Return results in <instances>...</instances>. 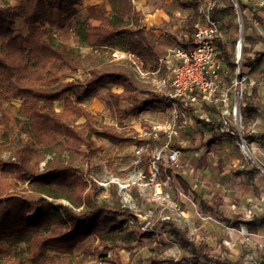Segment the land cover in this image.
Wrapping results in <instances>:
<instances>
[{
  "label": "trees",
  "instance_id": "obj_1",
  "mask_svg": "<svg viewBox=\"0 0 264 264\" xmlns=\"http://www.w3.org/2000/svg\"><path fill=\"white\" fill-rule=\"evenodd\" d=\"M82 1L22 0L16 6L0 5V264H89L96 253L105 264H123L119 252L133 250L135 242H145L158 254L180 244L191 264H244L242 257L233 261L222 256L225 234L214 235L220 249L216 252L204 231L196 241L188 238L171 211L169 220H162L159 209H154L157 219L151 229L161 234L142 233L135 211L124 206L116 184L110 185L111 198L99 199L98 183L87 176L89 165L101 156L97 141L107 140L118 151L142 145L138 134L131 135L124 122L167 100L163 93L151 89L150 83L138 79L126 63L112 60V52L121 50L136 54L149 69L158 65L147 42L143 15L133 0H102L87 7L83 15ZM208 1L175 0L166 7L171 14L179 9L189 12L182 21L180 36H173L172 46L192 48L196 24ZM221 4L214 9L216 17H238L231 1ZM250 8L256 15L255 7ZM71 22L74 24L69 26ZM225 24V32L229 33ZM243 26L245 41L252 40L251 33H246L244 13ZM69 30L90 49L87 54L59 41L60 35ZM228 37L216 42V58L234 73L237 63L229 45L235 40ZM259 54L244 59L243 68L253 69L260 64L263 58ZM113 86L124 88L121 94H107V109L115 124H101L84 103L98 91ZM56 103L62 104L60 111ZM164 106L172 107L170 103ZM177 106L191 119L193 127L179 128L180 138L189 137L187 146L177 141L172 146L182 152L179 164L184 168L190 162V167L201 171V175L195 181L174 164L160 162L159 182L164 184L168 178L170 183L176 181L180 192L175 201L181 211L187 210L182 193L193 197L202 213L211 215L223 227L239 229L245 225L254 230L257 225L242 213L233 218L226 215L222 194L241 176L251 180L255 176L264 178V174L243 155L237 141L228 137L250 167L240 171L231 165L230 154L225 152L227 136L215 131L218 107L192 105L180 99ZM241 110L243 138L250 147L257 142L264 147V129L256 125L255 132L251 127L259 107L248 91ZM203 113L211 119H202ZM204 147L215 157L195 156ZM5 152L9 153L6 159ZM151 160L144 154L140 162L146 166L147 178ZM196 184L198 189L194 190ZM135 196L140 204L136 187ZM128 221L132 227L124 228ZM92 236L98 240L97 246L90 244L79 253ZM110 250L114 258H108ZM150 263L164 264L156 258Z\"/></svg>",
  "mask_w": 264,
  "mask_h": 264
},
{
  "label": "built area",
  "instance_id": "obj_2",
  "mask_svg": "<svg viewBox=\"0 0 264 264\" xmlns=\"http://www.w3.org/2000/svg\"><path fill=\"white\" fill-rule=\"evenodd\" d=\"M231 1L236 9L238 15L240 37L236 46L235 61L241 66L244 60L243 46L244 40V26H243V13L241 4L244 3L249 6H254L257 9L264 10V0H227ZM222 3V0H209L205 7L201 10V19L196 24V30L193 34V44L191 49H186L181 46H175L170 53V57L176 61L172 69V77L160 79L157 85L159 90L163 93L164 98L172 105V113L170 122L157 124L152 123L151 126L142 129L139 132L137 139L142 143V147L152 144L158 150L155 155H150L145 152L141 147V156L148 154L152 157L151 162L147 166V173L149 178L142 174V179H147L149 185L154 188V196L163 198L165 205L159 208V217L162 220H169L171 211L174 215L175 221L184 228L189 221V212L181 211L180 207L169 194L159 193L158 186L163 189L169 188L171 183L168 180L161 184L158 180L160 169L158 163L161 162V155L164 151H169V164H174L179 169H182L183 174H195L196 170L187 165L182 167L179 164L182 152L178 148H173L172 144L177 141L178 145L183 143L180 140L181 129L193 127V122L187 117L185 112L178 109L177 100H183L192 105L197 104H210L218 107L219 109V124L215 126V131L225 134L237 141V146L245 157L252 158L251 147L243 138V114L241 110V102L243 94L245 93L244 84L247 82L248 77L242 73L241 68L238 66L234 78L229 84H225L228 72L225 70V65L216 58V42L223 39L222 21L219 17L214 15V9L217 3ZM73 34V31L70 30ZM113 61H121L126 63L133 73L141 80L147 79L150 73L145 71V64L134 53L128 51L114 50L112 52ZM224 72V73H222ZM179 120L180 123H179ZM179 123V126H178ZM164 135L161 137V135ZM210 152L208 148L204 147L200 152L195 153V156L201 157L208 155ZM142 158V157H141ZM258 169L264 174V165L258 163ZM123 194L131 191L133 184L115 182ZM197 189V186L194 187ZM181 197H188L181 193ZM124 204V203H123ZM125 207H127L124 204ZM195 215L203 221L213 220L210 216H205L201 213L197 206L193 203ZM129 208V207H128ZM152 212V211H151ZM136 213V212H135ZM251 213V212H250ZM143 215L146 223L140 226L142 233L153 231L157 235L161 234L151 227L155 223V214ZM133 223L128 221L124 224V228L132 227ZM227 243V242H226ZM228 244V243H227Z\"/></svg>",
  "mask_w": 264,
  "mask_h": 264
},
{
  "label": "rangeland",
  "instance_id": "obj_3",
  "mask_svg": "<svg viewBox=\"0 0 264 264\" xmlns=\"http://www.w3.org/2000/svg\"><path fill=\"white\" fill-rule=\"evenodd\" d=\"M20 1L22 0H0V5L8 4L10 6H16V4H18ZM142 2L147 3V6L145 7V9L148 13L152 12V9L154 8V6L158 7L160 5H164L162 0H143ZM226 4H227V1L223 0L221 7ZM241 7L243 10L245 22L247 25L246 33L249 34L250 32L251 33L250 35H252V38H253L250 41L246 40L244 43V46H243V52L245 54L244 59L249 58V57L256 58L257 54L260 53L259 56L261 55V57L263 58L262 59L263 61L260 62V64H258L253 69H250V68L248 69L245 67L243 68L242 66L243 62H242L241 66L237 64L236 70L239 66L241 68L242 73H244L248 77L247 82L244 84L245 93L243 94L242 100L245 99L246 92L248 91L250 95H252L253 103L259 107V111H260L259 114L262 115L264 114V10H260L255 7L257 14L254 15L249 5L242 3ZM177 12L180 13L178 14L179 16H173L172 18H170V22H169L170 27L168 26V30H171L173 26H175L178 23V20L184 17L183 13L179 11ZM218 17L221 19L222 24H223L222 26L223 39L229 40L228 36H231V38L235 40V41H231L230 42L231 44L229 45V48L235 57V53L237 49L236 46H237L238 39L240 37V32H239L240 26L238 23V17L235 20L231 19L230 16H226V17L218 16ZM73 24L74 23L71 22L69 26H72ZM224 24L228 28L229 33L225 32ZM236 27H238L237 31L235 30ZM59 41H62L63 43H67L69 45L72 44L73 46L71 47H75L79 49L83 54H87L90 51L89 48L85 46L83 47L79 43L78 39L72 33H70V30L66 31L65 35L61 34L59 37ZM173 48L174 47H172V49ZM225 70L228 72V76L226 78V82L228 84V82L234 78L236 70L234 71V73L232 72V70H229L226 67H225ZM81 76L82 75H80V77ZM164 76L170 79L172 77V70L166 71V75L164 74ZM151 87H152L151 89H153L155 92L162 93L159 90L158 85L152 83ZM106 101H107V91L103 90V91H100L99 93H96L95 96H93V98H91L90 101L86 105L89 108V110L93 112V114L97 115L99 122L101 124H105V125L115 124L108 112ZM167 103H168L167 101L163 102L164 105ZM161 104H157L159 106L156 105L152 107L147 112L143 113L140 117L130 120L131 121L130 123L127 122V125L129 128L127 130L135 131V128L140 129V124L142 125V129H144L146 127L151 126L152 123L163 124V123L170 122L171 116H172L171 115L172 108L161 105ZM14 105L17 108L20 107V104L18 101H15ZM61 107H62L61 104L56 103L57 110H60ZM252 129H254V131L256 132V128L254 126L252 127ZM188 144H189V141H186V145ZM141 147L142 145L136 144L135 146L122 152V151H118V149L115 148V146H113L112 144L109 146H106V148L105 146H101L102 152H101L100 159L89 165L87 176H92V178L95 179V181H97L100 184L101 190L99 191V195H98L99 199L111 198L110 185L108 183H115V182H118L120 184H122V182L125 184L134 183V185L132 186L133 188H131V191L126 192V194H123V197H124L123 203L127 207L135 211L137 214L141 213L145 215H150V214H155V210H154L155 208L159 209L161 206L165 205L166 203L164 202L163 198L155 197L154 196L155 192L153 189L154 187L152 185H149L147 179H142L141 175L142 174L145 175L144 172H145L146 166H142L140 164L141 157H142L140 154ZM252 147L253 145L251 146V155H252L251 160L254 162L256 159L254 157V150ZM142 148L145 150L146 153L150 155H155L158 152V150L152 144L145 145V147H142ZM169 156H170V152L167 150L164 151L161 155V162H163L165 165H169ZM3 157L5 159L8 158L9 153L5 152L3 154ZM247 159H250V158L247 157ZM261 160L264 163V157H261ZM234 165L240 166V162L235 161ZM135 187L138 188V191L140 192V195H141L140 204L138 203V198L135 196ZM243 190H244L243 181L241 180L238 183H234L232 188L224 191L223 197L225 199L226 205L228 206L227 207L228 209H235V206H232V205L235 204L238 201V199L241 200ZM177 192H180V187L178 186L176 181H172L171 186L169 188L162 190V193L169 194L173 200H175V195ZM159 195H162V194H159ZM209 195L212 196L211 193ZM182 198L185 201L186 207L193 211L194 209L193 197L188 196V197H182ZM197 208L202 213L200 207H197ZM246 209H247V206L244 205L242 210L240 211H245L246 213L247 212ZM155 218H156V214H155ZM188 229H189L188 230L189 235H191V237H195L200 230L198 225L194 222L188 226ZM229 233L230 235L232 233H235L233 235V241L231 242L229 241L228 244L225 243V245L229 247V249H232L234 247L233 246L234 243H241L244 245V247H247L246 252L250 251L249 249L251 246L247 242V239L244 238L242 231H239L238 233L236 231L234 232L231 229H229ZM135 243H136L135 248H139L143 246V243H140V242H135ZM259 243L260 242L255 243V248L253 247L252 249L254 250L253 252L255 254L254 256L252 255V251L246 254L245 257H246L247 264H255V262H257L256 264L262 263L259 260V255L263 247H261ZM262 243L263 241H261V244ZM89 244H94L97 246L98 240L94 236H92L83 246L79 248L78 252L79 253L84 252ZM235 248H239V247L236 246ZM102 250L103 249H100V251ZM131 252H132L131 250L130 251L126 250V251H123V253L122 252L121 253L123 257L127 258V256H130L129 253ZM233 253L238 254L239 251L233 250ZM250 256H253L254 258L253 261L249 260ZM103 260L104 259H102L98 253H96L92 257V260L90 261L89 264H105V261ZM262 264H264V262Z\"/></svg>",
  "mask_w": 264,
  "mask_h": 264
},
{
  "label": "crops",
  "instance_id": "obj_4",
  "mask_svg": "<svg viewBox=\"0 0 264 264\" xmlns=\"http://www.w3.org/2000/svg\"><path fill=\"white\" fill-rule=\"evenodd\" d=\"M142 1L143 0H133V4L135 5L137 11L141 12L143 15L142 25H143L144 30H145V35L147 38L148 45H149V47H151L152 51L156 54V57L158 59V63H157L158 65L155 66L154 69L153 68L149 69L145 65V71L147 73H150V75L147 77V79H143L142 81H145V83H148V84L154 83L157 85V83H158V81H160V79L167 78L164 76V74L166 75V71L172 70L174 65L176 64V61L174 59H170L171 58L170 53H171L172 47H174V46H172L171 41H173V36H177V37L180 36L182 21L185 18L186 14H188L189 12L188 11L184 12L183 10H180V9L177 10V11L183 13L184 17H182L180 20H178V23L175 26H173V28L171 30H168V26L170 27V25H169L170 18H172L173 16H179L178 14H180L177 11H174L171 14L166 9V7L167 6L170 7L171 3L175 0H162L164 5H160L158 7L154 6L151 13H148L146 11L145 7L147 6V3H143ZM101 2H102V0H83L82 5L80 7V12L83 15V13L87 7L100 4ZM65 34L66 33H64V35ZM64 44L69 45L67 43H64ZM69 46H73V45L71 44ZM162 72H164V73H162ZM223 82L225 84H227V82L225 80H223ZM229 83H230V81L228 82V84ZM103 90L107 91V94H108V92H112L115 94H121V93H123L124 88L121 86H113L111 88L102 89L100 91H103ZM100 91H98L97 93H99ZM90 99L84 103V107H86L89 112L93 113L92 111L89 110V108L86 105L90 101ZM59 104H61V103H59ZM156 105L157 104H155V106ZM157 106H159V105H157ZM61 109H62V107H61ZM60 110H58V111H60ZM257 116L258 117H257L256 121L254 122V124L251 127H253V126L255 127L257 125V128L264 129V114H262V115L259 114ZM201 118L206 119V121H209L211 119L209 114H204V113L201 115ZM132 119H136V118H129L124 122L126 130L129 129L127 122L130 123L131 122L130 120H132ZM81 122H83V120ZM194 129H195V127H194ZM141 130H142V125L140 124V129L135 128V131H132L130 134L133 135L134 134L133 132H135L139 135V132ZM138 135H137V137H138ZM227 139L228 140H227L225 152H226V155L230 154L231 165L235 169L240 170V171L245 170V169L248 170V167H250V164H248L245 160H243L240 156V153L234 148V140L229 139L228 137H227ZM180 140L183 143L182 147H185V146H187L186 141H189V137H185V138L181 137ZM97 144L99 145V147L105 146V148H106V146L111 145V143L109 141L104 140V139L98 140ZM252 145H253L252 148L254 150V157L256 159L254 161V163L256 162L255 164H258V163L264 164L263 161L261 160V157H264V147L258 142L254 143ZM127 149H129V148H127ZM127 149H125V150H127ZM125 150H123V151H125ZM206 156L207 157H215V154H214V152H210ZM235 161H239L240 166H235L234 165ZM189 164H190V162L187 163V165H189ZM189 166H191V165H189ZM194 169L196 170L195 174L187 173L184 175H186L190 178H193L195 181H197L200 178L201 171L198 172V170L195 167H194ZM241 180L243 181V187H244V190H243L242 196H241V200L238 199V201L232 205V206H235V209H228L227 208L228 206L226 205L225 199L223 197L224 202H225L224 211H225L226 215L231 217V218H233V216L236 213H242L247 221L252 222L254 225H257V227L254 230H251L248 226H245V225L240 226L239 229L238 228H231V227L226 228L225 226L223 227V224H221V223L219 224L217 221L214 220V218L211 215H208V214L207 215L203 214V215L210 216L213 218V220H208V221L200 220L199 218L196 217L194 209L192 211L189 208H187V210H186L189 212V215H190L189 221L187 222L186 227H184L183 229L185 230L187 237L190 238L191 240H194V241H196V239L198 237H200V238L203 237L202 232L204 231L205 234L208 235L209 242L214 247H216V252H219L220 249H218V247L215 244L216 237L214 235L225 234L226 235V239L224 240L225 254L223 253L222 256L224 255L233 261L238 260L239 258L242 257L244 260V264H247L246 257H245L246 254H248L252 251V255L254 256L255 255L253 253L254 250H252V249H253V247L255 248V243L260 242L259 244L261 247H263V249L260 252L259 260L263 263L264 262V178H260L259 176H255L253 179L250 180V179H248L247 176H241V178H237V180L234 181L231 184V186L227 189L232 188L234 183H238ZM245 180H246V183H245ZM108 184L111 185V184H116V183H108ZM98 185H99V190H101L99 183H98ZM198 185L199 184L195 185V186H197V189H198ZM118 188H119V186H118ZM197 189L194 188V190H197ZM119 191H120V189H119ZM120 194L122 196L121 191H120ZM212 196H213V194H212ZM244 205L247 206V209H246L247 212L246 213H245V211H240V210H242ZM193 222L196 223L200 229L195 237H191V235H189V231H188L189 230L188 226L191 225ZM229 229H231L234 232L236 231L238 233H239V231H242L244 238L247 239V242L251 246L249 249L250 251L246 252L247 247H244V245L241 243H234V245H233L234 247L232 249H229V247H227L225 245L226 242L229 243V241L230 242L233 241V235L235 234V233H232L230 235ZM261 241H263L262 244H261ZM143 243H144L143 246H141L139 248H135V244H136L135 243L134 249L131 250L132 252L129 253L130 256H127V258L122 256L123 251H126V250L120 251L119 256H120L122 263L123 264H154V263H150V261L152 258H156L157 261H162V263L169 261L168 263H164V264H191V263L186 261V254L187 253L180 244H175V246L172 247L171 250H168L167 252L162 253V254H158L156 251L150 250V248L147 246V244L145 242H143ZM154 246H157V243H155ZM236 246L239 248H235ZM233 250L234 251L238 250L239 253L238 254L233 253ZM253 256H250L249 260L253 261L254 260ZM114 257H115V254L110 250L108 252V258H114ZM256 263L257 262H255V264Z\"/></svg>",
  "mask_w": 264,
  "mask_h": 264
},
{
  "label": "water",
  "instance_id": "obj_5",
  "mask_svg": "<svg viewBox=\"0 0 264 264\" xmlns=\"http://www.w3.org/2000/svg\"><path fill=\"white\" fill-rule=\"evenodd\" d=\"M158 192L162 193V187L160 185L158 186ZM135 217L137 218L141 226L146 223V219L142 215H135Z\"/></svg>",
  "mask_w": 264,
  "mask_h": 264
}]
</instances>
